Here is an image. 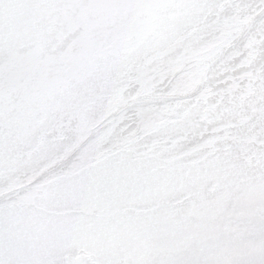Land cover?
<instances>
[{
    "label": "snow or ice",
    "instance_id": "snow-or-ice-1",
    "mask_svg": "<svg viewBox=\"0 0 264 264\" xmlns=\"http://www.w3.org/2000/svg\"><path fill=\"white\" fill-rule=\"evenodd\" d=\"M0 264H264V0H0Z\"/></svg>",
    "mask_w": 264,
    "mask_h": 264
}]
</instances>
